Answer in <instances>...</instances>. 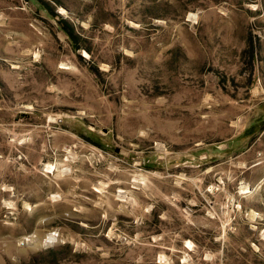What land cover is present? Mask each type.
Wrapping results in <instances>:
<instances>
[{
    "label": "rangeland",
    "instance_id": "374dc122",
    "mask_svg": "<svg viewBox=\"0 0 264 264\" xmlns=\"http://www.w3.org/2000/svg\"><path fill=\"white\" fill-rule=\"evenodd\" d=\"M0 264H264V0H0Z\"/></svg>",
    "mask_w": 264,
    "mask_h": 264
},
{
    "label": "bare ground",
    "instance_id": "6f19581e",
    "mask_svg": "<svg viewBox=\"0 0 264 264\" xmlns=\"http://www.w3.org/2000/svg\"><path fill=\"white\" fill-rule=\"evenodd\" d=\"M55 240V236L53 234H49L47 237H46V242L47 243H51Z\"/></svg>",
    "mask_w": 264,
    "mask_h": 264
},
{
    "label": "trees",
    "instance_id": "16d2710c",
    "mask_svg": "<svg viewBox=\"0 0 264 264\" xmlns=\"http://www.w3.org/2000/svg\"><path fill=\"white\" fill-rule=\"evenodd\" d=\"M66 34H67V36L70 38V40H71L72 42L75 41L74 36L72 35L70 29H67V30H66Z\"/></svg>",
    "mask_w": 264,
    "mask_h": 264
}]
</instances>
